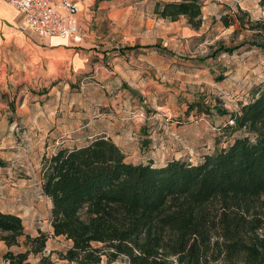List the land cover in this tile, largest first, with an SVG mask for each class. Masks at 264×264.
I'll return each mask as SVG.
<instances>
[{
	"label": "rangeland",
	"instance_id": "rangeland-1",
	"mask_svg": "<svg viewBox=\"0 0 264 264\" xmlns=\"http://www.w3.org/2000/svg\"><path fill=\"white\" fill-rule=\"evenodd\" d=\"M103 2L88 0L80 5L81 13L89 29L104 36L105 50L118 59H93L92 69L84 73L52 69L0 32V209L19 215L29 234L48 236L45 252L31 256L32 264L43 256L55 264H73L61 259L71 242L55 236L51 200L42 191L45 155L105 135L135 164L200 163L240 133L225 131L230 115L189 112L191 104L234 113L250 102L255 88L264 86V49L251 44L254 33L222 22L239 6L254 20H264V0H204V29L186 33L182 17L164 23L165 37L149 46L112 34ZM144 6L147 12L148 4ZM244 42L234 54L214 55L220 43L237 47ZM4 244L0 264H9L3 259Z\"/></svg>",
	"mask_w": 264,
	"mask_h": 264
},
{
	"label": "trees",
	"instance_id": "trees-1",
	"mask_svg": "<svg viewBox=\"0 0 264 264\" xmlns=\"http://www.w3.org/2000/svg\"><path fill=\"white\" fill-rule=\"evenodd\" d=\"M203 8L204 0H158L155 14L171 22L184 17L199 31ZM233 12L222 16L225 27L239 24L254 33L251 44L264 49V20H254L240 6ZM245 43H220L214 55L234 54ZM215 107L194 102L189 112L230 115L225 131L240 135L200 163L135 164L105 135L45 155L42 191L51 200V225L55 236L71 242L61 259L73 264H264V86L255 88L238 112ZM0 242L9 249L5 262L32 264L31 256L45 252L48 236L29 234L19 215L0 209ZM14 247L24 250L15 253ZM38 264L55 263L43 256Z\"/></svg>",
	"mask_w": 264,
	"mask_h": 264
},
{
	"label": "crops",
	"instance_id": "crops-1",
	"mask_svg": "<svg viewBox=\"0 0 264 264\" xmlns=\"http://www.w3.org/2000/svg\"><path fill=\"white\" fill-rule=\"evenodd\" d=\"M80 1V5L88 4V0ZM133 1H138L137 3ZM158 0H122L118 1H104L101 8L105 9L106 19L108 26L113 30L112 34L120 33L118 37L123 38V41H130L132 44L137 43L142 46L155 45L164 36V23L171 22L166 19L158 18L155 14V6ZM169 1V0H162ZM133 2V3H132ZM148 4V11L145 12V4ZM100 8V9H101ZM204 13V8H203ZM147 16V17H146ZM78 22L82 41L76 42L71 37H46L41 38L36 34L22 33L17 27L11 26L16 20L20 22V13L10 3L0 2V32L7 36L8 40L14 42L16 45L25 47L30 54L37 55V58L47 64L50 68L73 69L76 73H84L88 69H92L94 65L93 59H102L108 55L118 58L117 53L107 52L103 44V35L99 29L90 30L86 22L85 16L79 12ZM205 14L204 24L201 28L205 27ZM5 20H7L8 24ZM113 21V24L110 23ZM113 27V28H112ZM102 29V27H101ZM188 33H197L188 25L185 29ZM174 40V37L171 38ZM147 51V50H144ZM2 243V242H0ZM5 245V244H4ZM5 245L3 254L8 251Z\"/></svg>",
	"mask_w": 264,
	"mask_h": 264
},
{
	"label": "built area",
	"instance_id": "built-area-1",
	"mask_svg": "<svg viewBox=\"0 0 264 264\" xmlns=\"http://www.w3.org/2000/svg\"><path fill=\"white\" fill-rule=\"evenodd\" d=\"M20 13L17 29L41 38L60 36L82 41L79 0H6Z\"/></svg>",
	"mask_w": 264,
	"mask_h": 264
}]
</instances>
